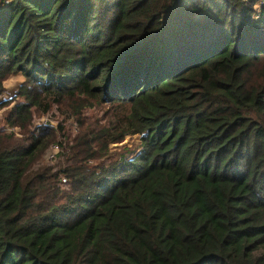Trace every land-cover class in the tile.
<instances>
[{
	"label": "trees",
	"instance_id": "trees-1",
	"mask_svg": "<svg viewBox=\"0 0 264 264\" xmlns=\"http://www.w3.org/2000/svg\"><path fill=\"white\" fill-rule=\"evenodd\" d=\"M15 74L0 264H264V0H0Z\"/></svg>",
	"mask_w": 264,
	"mask_h": 264
},
{
	"label": "rangeland",
	"instance_id": "rangeland-1",
	"mask_svg": "<svg viewBox=\"0 0 264 264\" xmlns=\"http://www.w3.org/2000/svg\"><path fill=\"white\" fill-rule=\"evenodd\" d=\"M23 81H24V78L20 74H15V75L9 76L2 83V92L0 94V104L3 102L6 103L5 106L0 105V131H2L3 133H8L10 131L4 126L3 117L6 114L9 107L13 104V102H11V99L14 98L16 90L18 89V87ZM51 116H53V118ZM60 119H61V116H58L57 112H55L54 110H51V112L48 113L47 116L40 115L39 117H36V119H34L33 122L34 123H44L49 120L50 123H52V125H55V121H59ZM70 128L74 129V126L72 125L70 126ZM135 143H137V137L133 136L129 138L126 137L125 140L121 143V145L129 146ZM118 148L119 146H117L115 149H118Z\"/></svg>",
	"mask_w": 264,
	"mask_h": 264
},
{
	"label": "built area",
	"instance_id": "built-area-1",
	"mask_svg": "<svg viewBox=\"0 0 264 264\" xmlns=\"http://www.w3.org/2000/svg\"><path fill=\"white\" fill-rule=\"evenodd\" d=\"M57 152H58V149H57V147H54V146H52V147H50L49 149H48V151H47V153H46V155H45V158L48 160V161H53V159H54V157H55V155L57 154ZM65 182V180L64 179H61V183H64Z\"/></svg>",
	"mask_w": 264,
	"mask_h": 264
}]
</instances>
